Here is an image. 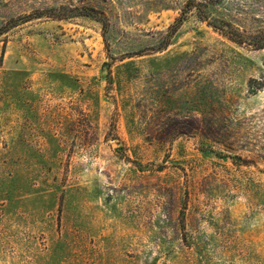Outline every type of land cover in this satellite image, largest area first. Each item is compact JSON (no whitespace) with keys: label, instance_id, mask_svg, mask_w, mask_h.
Segmentation results:
<instances>
[{"label":"rangeland","instance_id":"374dc122","mask_svg":"<svg viewBox=\"0 0 264 264\" xmlns=\"http://www.w3.org/2000/svg\"><path fill=\"white\" fill-rule=\"evenodd\" d=\"M186 2L0 0V264H264V47Z\"/></svg>","mask_w":264,"mask_h":264},{"label":"trees","instance_id":"16d2710c","mask_svg":"<svg viewBox=\"0 0 264 264\" xmlns=\"http://www.w3.org/2000/svg\"><path fill=\"white\" fill-rule=\"evenodd\" d=\"M208 3L209 2L207 0H203L202 2H199L198 0H187L185 5L183 6L181 16H179V18L176 20V23L171 27L170 31L172 32L177 28V26L185 19V16L189 11H196V14L200 20L205 22L209 27L213 28L218 33L229 38L230 40H233L237 44H246L254 49H261L264 47V35H262L261 37H257L255 38V40L248 43L244 41V38L242 36L243 31L241 32L240 29L232 26L231 24L224 22L223 20H219L217 23L208 21L205 12ZM83 11H85L84 13H86L83 14L84 16L90 15L88 13H97L95 10L89 8ZM100 22L102 23L103 26L107 25V23L104 21H100ZM11 23L13 24L14 21ZM262 88H264V86H259V89Z\"/></svg>","mask_w":264,"mask_h":264}]
</instances>
